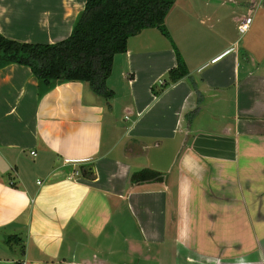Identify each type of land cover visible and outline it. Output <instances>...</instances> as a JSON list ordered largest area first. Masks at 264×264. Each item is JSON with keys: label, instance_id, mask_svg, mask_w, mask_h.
Masks as SVG:
<instances>
[{"label": "crops", "instance_id": "1", "mask_svg": "<svg viewBox=\"0 0 264 264\" xmlns=\"http://www.w3.org/2000/svg\"><path fill=\"white\" fill-rule=\"evenodd\" d=\"M85 5L0 0V32L55 43ZM165 23L200 102L189 77L162 86L178 61L157 28L115 56L110 106L0 68V264H264V0H176ZM143 168L164 179L133 184Z\"/></svg>", "mask_w": 264, "mask_h": 264}, {"label": "trees", "instance_id": "2", "mask_svg": "<svg viewBox=\"0 0 264 264\" xmlns=\"http://www.w3.org/2000/svg\"><path fill=\"white\" fill-rule=\"evenodd\" d=\"M175 2L86 0L71 35L55 43L21 42L7 38L0 32V68L13 63L29 66L40 81L41 93L46 92L56 81L88 82L94 93L108 101L110 106L115 92L108 87V79L112 74L115 56L127 51L130 37L144 29L157 28L172 42L178 61L177 66L169 70L168 79L162 86L167 87L189 77L200 102L202 94L165 23ZM81 170L87 177L95 176L88 166H83ZM163 179L160 172L151 168L140 169L131 176L133 184ZM12 239L10 237L7 241L11 242Z\"/></svg>", "mask_w": 264, "mask_h": 264}, {"label": "built area", "instance_id": "3", "mask_svg": "<svg viewBox=\"0 0 264 264\" xmlns=\"http://www.w3.org/2000/svg\"><path fill=\"white\" fill-rule=\"evenodd\" d=\"M252 23V17H246L244 18L238 25V30L240 34H245L250 29ZM35 154V152H32Z\"/></svg>", "mask_w": 264, "mask_h": 264}, {"label": "water", "instance_id": "4", "mask_svg": "<svg viewBox=\"0 0 264 264\" xmlns=\"http://www.w3.org/2000/svg\"><path fill=\"white\" fill-rule=\"evenodd\" d=\"M88 169L95 172L94 167L91 165L88 166ZM0 240H5V236L1 232H0Z\"/></svg>", "mask_w": 264, "mask_h": 264}, {"label": "rangeland", "instance_id": "5", "mask_svg": "<svg viewBox=\"0 0 264 264\" xmlns=\"http://www.w3.org/2000/svg\"><path fill=\"white\" fill-rule=\"evenodd\" d=\"M158 30H159V29H158ZM120 124H121V126H123V122H122V121H121V123H120ZM88 166H89V165H88ZM77 168H79V166H78V165H77ZM19 257H20V256H19Z\"/></svg>", "mask_w": 264, "mask_h": 264}, {"label": "clouds", "instance_id": "6", "mask_svg": "<svg viewBox=\"0 0 264 264\" xmlns=\"http://www.w3.org/2000/svg\"><path fill=\"white\" fill-rule=\"evenodd\" d=\"M241 264H242V262H241Z\"/></svg>", "mask_w": 264, "mask_h": 264}]
</instances>
